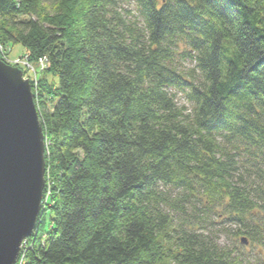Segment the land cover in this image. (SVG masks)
<instances>
[{
	"label": "trees",
	"instance_id": "16d2710c",
	"mask_svg": "<svg viewBox=\"0 0 264 264\" xmlns=\"http://www.w3.org/2000/svg\"><path fill=\"white\" fill-rule=\"evenodd\" d=\"M12 45L46 62L23 264H264V0H0Z\"/></svg>",
	"mask_w": 264,
	"mask_h": 264
},
{
	"label": "water",
	"instance_id": "95a60500",
	"mask_svg": "<svg viewBox=\"0 0 264 264\" xmlns=\"http://www.w3.org/2000/svg\"><path fill=\"white\" fill-rule=\"evenodd\" d=\"M31 84L0 59V264H15L41 212L45 144Z\"/></svg>",
	"mask_w": 264,
	"mask_h": 264
},
{
	"label": "rangeland",
	"instance_id": "374dc122",
	"mask_svg": "<svg viewBox=\"0 0 264 264\" xmlns=\"http://www.w3.org/2000/svg\"><path fill=\"white\" fill-rule=\"evenodd\" d=\"M25 55V50L21 45H12V46H8L6 48H2V50H0V59L7 65H17L22 73H23V77L24 79H30L33 80L35 83V79L39 76L38 72V66L39 63L36 62L35 64L32 62H28V58ZM35 70V71H34ZM55 84H57V81H55ZM177 102L179 105L184 104L183 100L181 97H177ZM44 144L45 147L47 146V139L45 140L44 137ZM47 180V186H48V178H46ZM49 190L48 187H46L45 189V195H44V199H43V204H42V209L44 210V204L47 203V199H49ZM41 209V210H42ZM42 210V211H43ZM47 213V212H46ZM44 214L43 215V219H42V224L40 225V229H39V233H38V238H42V240L45 239V233L48 232L49 228H50V221H49V217L48 214ZM223 239V238H222ZM28 240V239H27ZM26 240V242H27ZM223 241H227L225 239H223Z\"/></svg>",
	"mask_w": 264,
	"mask_h": 264
},
{
	"label": "built area",
	"instance_id": "2783aa9c",
	"mask_svg": "<svg viewBox=\"0 0 264 264\" xmlns=\"http://www.w3.org/2000/svg\"><path fill=\"white\" fill-rule=\"evenodd\" d=\"M0 50H2V47H0ZM37 62L39 63V66H38L39 67L38 68L39 71H37V72H40V71H42V70H44L46 68V66H45V64H46L45 59H39ZM42 204H43V197H42V201H41V209H42ZM26 240H24L23 243H22V245H21L20 253H19V256H18L15 264H23L24 261H25L24 260V255H25V251H26L25 248H27V246H26Z\"/></svg>",
	"mask_w": 264,
	"mask_h": 264
}]
</instances>
